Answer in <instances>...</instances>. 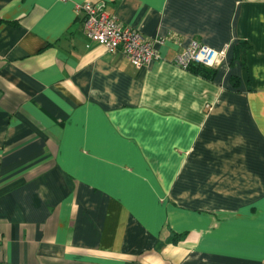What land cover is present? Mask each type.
<instances>
[{
	"label": "crops",
	"instance_id": "0c3cea01",
	"mask_svg": "<svg viewBox=\"0 0 264 264\" xmlns=\"http://www.w3.org/2000/svg\"><path fill=\"white\" fill-rule=\"evenodd\" d=\"M85 2L159 57L91 40ZM194 40L226 48L207 76L174 62ZM0 243V264H264V0H0Z\"/></svg>",
	"mask_w": 264,
	"mask_h": 264
},
{
	"label": "built area",
	"instance_id": "2783aa9c",
	"mask_svg": "<svg viewBox=\"0 0 264 264\" xmlns=\"http://www.w3.org/2000/svg\"><path fill=\"white\" fill-rule=\"evenodd\" d=\"M79 9L84 13L83 26L86 35L102 44L108 51H120L137 68L159 57L153 48L154 40L146 37L138 29L124 24L114 15L90 2H85ZM225 53L226 48L216 50L194 40L177 54L174 62L182 68H189L192 64L213 68L224 59Z\"/></svg>",
	"mask_w": 264,
	"mask_h": 264
},
{
	"label": "trees",
	"instance_id": "16d2710c",
	"mask_svg": "<svg viewBox=\"0 0 264 264\" xmlns=\"http://www.w3.org/2000/svg\"><path fill=\"white\" fill-rule=\"evenodd\" d=\"M209 67H204L202 65H198V64H192L189 69L197 72V73H202L203 75H209L210 74V70L208 69Z\"/></svg>",
	"mask_w": 264,
	"mask_h": 264
}]
</instances>
